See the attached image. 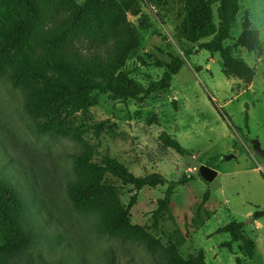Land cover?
<instances>
[{
  "label": "rangeland",
  "instance_id": "374dc122",
  "mask_svg": "<svg viewBox=\"0 0 264 264\" xmlns=\"http://www.w3.org/2000/svg\"><path fill=\"white\" fill-rule=\"evenodd\" d=\"M184 3L138 0L137 8L126 12L138 46L116 76L128 91L136 95L160 81L174 58L183 65L169 89L147 98L115 101L98 94L97 105L67 124L84 132L82 142L41 132L9 71L0 75V177L27 204L26 226L35 236L33 247L11 257L9 264H165L164 253L104 234L98 213L76 210L67 185L75 179L73 156L83 151L96 162L115 158L137 177L158 173L167 181L183 175L194 179L174 190L158 228L153 213L168 184L136 190L114 176L105 179L118 188L125 207L136 199L131 223L165 248L176 247L181 258L264 264V218L250 220L264 209V157L251 145L257 140L264 149V0H240L232 38L224 43L255 70L250 82L225 76L220 55L202 49L210 39L190 44L178 38ZM246 23L259 34L260 52L237 46ZM78 46L87 55L104 54L110 43ZM165 136L175 138L186 153L167 148ZM202 165L218 171L213 183L197 177ZM231 221L244 223V230L241 240L229 246L230 235L217 231ZM251 242L256 244L254 253Z\"/></svg>",
  "mask_w": 264,
  "mask_h": 264
},
{
  "label": "trees",
  "instance_id": "16d2710c",
  "mask_svg": "<svg viewBox=\"0 0 264 264\" xmlns=\"http://www.w3.org/2000/svg\"><path fill=\"white\" fill-rule=\"evenodd\" d=\"M137 6L138 0H85L82 4L79 0H0V75L9 71L13 86L24 94L26 112L41 132L82 142L84 132L73 131L67 124L76 114L97 105L98 94L123 101L137 96L144 99L170 88L183 65L179 57L167 65L160 81L136 95L116 76L138 46L126 21V12ZM239 10L240 0H185L177 36L190 44L210 39L202 49L220 55L225 76L250 82L255 70L224 45L232 38ZM82 42L110 43V47L104 54L87 55L79 49ZM237 46L260 52L259 34L250 23L245 24ZM163 144L178 154L186 153L175 138L165 136ZM73 170L75 179L67 185L68 196L80 213L99 214L100 232L138 241L152 253L162 252L165 264H207L201 258H181L176 247L165 248L143 227L132 224L130 212L136 199L132 197L125 207L118 188L105 181L111 175L136 190L168 184L153 213V226L158 228L174 190L194 180L192 177L183 175L177 181H167L158 173L137 177L115 158L94 161L89 151L73 156ZM28 215L29 208L17 190L0 177V264H9L11 257L28 252L35 244V236L26 226ZM252 217L255 221L264 218V209ZM243 230L244 223L231 221L217 232L229 234L231 246L241 240ZM250 246L254 253L256 244Z\"/></svg>",
  "mask_w": 264,
  "mask_h": 264
},
{
  "label": "water",
  "instance_id": "95a60500",
  "mask_svg": "<svg viewBox=\"0 0 264 264\" xmlns=\"http://www.w3.org/2000/svg\"><path fill=\"white\" fill-rule=\"evenodd\" d=\"M251 145H252V149H253L254 153L257 156L264 157V149L262 148L259 141L254 140L251 142ZM232 158H234V157L233 156L226 157L227 160H230ZM218 175H219V173L217 170H215L211 167L205 166V165L200 166L198 173H197V177L199 179L203 180L204 182L208 183V184L213 183L216 180V178L218 177ZM250 220L255 221L253 219V217H251Z\"/></svg>",
  "mask_w": 264,
  "mask_h": 264
}]
</instances>
